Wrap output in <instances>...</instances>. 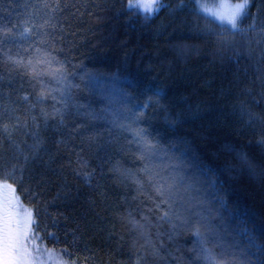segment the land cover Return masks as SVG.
Wrapping results in <instances>:
<instances>
[{
  "label": "trees",
  "instance_id": "trees-1",
  "mask_svg": "<svg viewBox=\"0 0 264 264\" xmlns=\"http://www.w3.org/2000/svg\"><path fill=\"white\" fill-rule=\"evenodd\" d=\"M128 2L0 0V181L75 264H205L201 217L218 258L264 264V0L223 36L195 0Z\"/></svg>",
  "mask_w": 264,
  "mask_h": 264
},
{
  "label": "snow or ice",
  "instance_id": "snow-or-ice-1",
  "mask_svg": "<svg viewBox=\"0 0 264 264\" xmlns=\"http://www.w3.org/2000/svg\"><path fill=\"white\" fill-rule=\"evenodd\" d=\"M184 0H180V5L183 6ZM196 7L199 11L213 17V23L221 29V36L225 32H236L241 31L240 24L242 19L247 14L249 8V0H222L219 5H214L213 8L206 7L201 0H195ZM162 5L160 0H129L128 9L136 10L144 15H149L159 11ZM7 31V29H5ZM27 31V29H25ZM39 63H47L50 68H52L54 79L64 78L63 65L56 61L55 58L49 59L47 61L41 60ZM47 115V114H45ZM135 134L140 138L143 143L151 147L153 141L145 136L144 129L135 130ZM27 159V157H25ZM22 170V166H21ZM87 175V173H85ZM22 178V177H21ZM151 179V177H149ZM175 187V179L168 182H161L156 186V191L162 197L160 203L167 204L168 209L165 210L161 216V219L169 218L171 215L172 199H173V189ZM11 189V197H6L4 189ZM187 190V189H186ZM13 201H16V207H19V198L15 195V188L12 184H9L7 180L0 181V264H34L31 257V250L22 244V237H27V229L32 224V211L27 213V219L23 223L20 218L19 212L13 210ZM199 202H197L198 204ZM160 205L158 204L157 207ZM189 209L195 207L193 204L188 205ZM177 211L176 219L181 220L184 224H189V219L187 217L179 215ZM194 215H199V213H193ZM203 221V222H202ZM135 224L136 222L133 221ZM142 227V226H141ZM191 231L200 243L199 255L204 259L205 264H245L244 261L237 260L235 257L231 258V261L227 258H218L217 254L214 252L213 248L209 247L205 233L211 232L213 230V225L205 217H201L195 223L190 225ZM248 246L256 247L259 249V245L254 236L249 235Z\"/></svg>",
  "mask_w": 264,
  "mask_h": 264
},
{
  "label": "rangeland",
  "instance_id": "rangeland-1",
  "mask_svg": "<svg viewBox=\"0 0 264 264\" xmlns=\"http://www.w3.org/2000/svg\"><path fill=\"white\" fill-rule=\"evenodd\" d=\"M201 2L208 8H213L214 5H219L222 3V0H201ZM231 2H235L231 0ZM251 4V0H249V6ZM197 8V7H196ZM198 10V9H197ZM199 11V10H198ZM200 13L208 16L207 14L199 11ZM213 19V17L209 16ZM4 192L6 197H11V189L5 188ZM16 195V194H15ZM17 197V195H16ZM13 210L18 211L20 218L23 223L27 219V213L32 209L20 202L19 200V207H16V201H13ZM33 222L27 229V237H22L21 242L25 245L28 249L31 250V259L34 261V264H75L74 262L69 261L68 257L65 256L66 253L63 249L58 248H51L48 247L42 240L41 237L36 232V226L34 225L35 219L34 215L32 214Z\"/></svg>",
  "mask_w": 264,
  "mask_h": 264
}]
</instances>
